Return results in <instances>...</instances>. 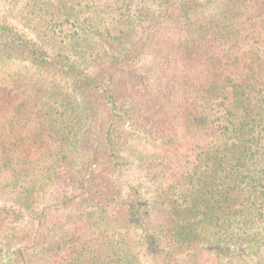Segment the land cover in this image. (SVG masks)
<instances>
[{
	"label": "trees",
	"instance_id": "16d2710c",
	"mask_svg": "<svg viewBox=\"0 0 264 264\" xmlns=\"http://www.w3.org/2000/svg\"><path fill=\"white\" fill-rule=\"evenodd\" d=\"M84 1L0 22V264H264V0Z\"/></svg>",
	"mask_w": 264,
	"mask_h": 264
},
{
	"label": "rangeland",
	"instance_id": "374dc122",
	"mask_svg": "<svg viewBox=\"0 0 264 264\" xmlns=\"http://www.w3.org/2000/svg\"><path fill=\"white\" fill-rule=\"evenodd\" d=\"M29 1L31 0H0V22H4L12 27L14 26L18 32L25 34L26 39L39 41L49 51H62V30H64L65 34H68L70 30H74V24L79 26L82 18L74 11H72L73 15L71 17L73 22L65 21V16L62 15V12L56 17L52 16V12L58 8H62V0H37L38 6L36 7L32 5L33 0L30 4L28 3ZM86 4L87 0L84 1L83 6ZM47 7L49 9H46ZM152 63V59L146 57V64L149 67L152 66ZM131 144L139 152H144V147L139 142L132 140ZM28 166L31 175L36 179L39 178V171L47 169L42 161L30 163ZM6 202L15 204L14 206L18 209L21 208L25 215L22 218L16 219L6 218L7 229L17 231L19 227L26 226L35 204H31L29 207H24L23 205L20 207V203L17 202L16 198L11 197L9 201L0 200L1 205ZM32 203H34L33 199ZM50 218H68V215L67 213L62 215L61 211H58Z\"/></svg>",
	"mask_w": 264,
	"mask_h": 264
}]
</instances>
